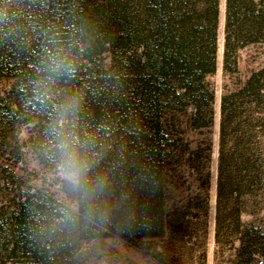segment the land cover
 I'll list each match as a JSON object with an SVG mask.
<instances>
[{"label":"trees","instance_id":"16d2710c","mask_svg":"<svg viewBox=\"0 0 264 264\" xmlns=\"http://www.w3.org/2000/svg\"><path fill=\"white\" fill-rule=\"evenodd\" d=\"M223 2L222 68L234 75L239 51L264 45V0ZM220 3L0 0V76L15 79L12 103L55 129L62 118L76 165L74 206L27 190L0 207V264H96L90 241L163 234L169 173L181 164L203 173L210 156ZM224 89L217 224L231 200L264 193V151L251 136L264 128V62ZM202 183L208 190L209 173ZM249 227L240 264L264 257V229Z\"/></svg>","mask_w":264,"mask_h":264},{"label":"rangeland","instance_id":"374dc122","mask_svg":"<svg viewBox=\"0 0 264 264\" xmlns=\"http://www.w3.org/2000/svg\"><path fill=\"white\" fill-rule=\"evenodd\" d=\"M223 25L224 2L221 0L216 70L207 76L215 90V99L214 123L209 135L212 145L209 158L202 160L203 173L185 164L171 171L163 234L141 238L129 232L125 239L90 241L86 249L96 264H240L241 232L245 227L250 229V224L256 230L264 229V193L255 199L231 200L222 208L218 224L216 221L220 97L224 88H232L238 80L244 81L264 62V45H250L239 51L238 73H225L222 68ZM103 57L108 65L109 55L105 53ZM14 83V78L0 76V207L6 209L27 190L48 192L74 206L76 165L70 146L64 142L65 121L58 118V129H55L53 120L45 121L36 116L27 119L20 115L12 103ZM186 119L187 113H181L179 120L185 122ZM186 132L196 133L187 128ZM236 132V137H241L240 131ZM251 136L253 147L264 151V128L256 126ZM207 173L210 176L208 190L202 183ZM237 207L241 211L239 218L235 213ZM263 258L255 256L256 260Z\"/></svg>","mask_w":264,"mask_h":264},{"label":"built area","instance_id":"2783aa9c","mask_svg":"<svg viewBox=\"0 0 264 264\" xmlns=\"http://www.w3.org/2000/svg\"><path fill=\"white\" fill-rule=\"evenodd\" d=\"M258 264H262V263H264V258L263 259H258Z\"/></svg>","mask_w":264,"mask_h":264}]
</instances>
